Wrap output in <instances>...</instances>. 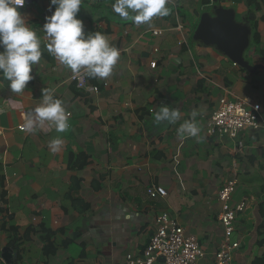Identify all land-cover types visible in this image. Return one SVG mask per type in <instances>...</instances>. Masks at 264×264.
Here are the masks:
<instances>
[{
	"label": "crops",
	"instance_id": "crops-1",
	"mask_svg": "<svg viewBox=\"0 0 264 264\" xmlns=\"http://www.w3.org/2000/svg\"><path fill=\"white\" fill-rule=\"evenodd\" d=\"M115 2L82 0L77 14L86 34H105L120 52L108 78L84 75L95 93L77 89L71 70L47 51L42 28L55 10L50 0H26L20 9L40 38L42 57L24 93H11L0 73V264H125L127 255L142 254L161 213L198 239L204 253L198 264H212L222 241L218 191L233 179L232 204L245 208L234 223L240 247L231 264H252L264 253L257 236L264 221V131L209 137L206 125L228 90L259 104L264 117V69L247 73L192 40L203 0H171L170 14L150 25L121 19ZM221 3L249 25L245 56L264 67V0ZM178 21L191 35L187 44ZM43 88L70 114L64 133L48 123L31 133L19 129L40 105ZM161 106L177 108L180 119L154 126L152 113ZM185 120L200 128L198 138L178 137ZM57 136L63 144L53 153L48 144ZM151 185L167 195L150 198Z\"/></svg>",
	"mask_w": 264,
	"mask_h": 264
},
{
	"label": "clouds",
	"instance_id": "clouds-1",
	"mask_svg": "<svg viewBox=\"0 0 264 264\" xmlns=\"http://www.w3.org/2000/svg\"><path fill=\"white\" fill-rule=\"evenodd\" d=\"M26 0H0V73L8 82L13 94L24 93L28 83L34 79L32 69L39 64L42 51L40 38L36 31L28 26L20 9ZM171 0H116L112 5L114 13L123 20H131L136 25L149 24L154 17H166L170 14L167 5ZM82 0H50L52 14L45 17L42 31L48 41L46 47L62 65L79 76L81 73L93 79H106L113 73L120 57L119 50L109 44L105 34L84 31L83 22L77 18ZM193 117L195 112L192 113ZM180 119L177 108L161 106L152 113L154 126L175 124ZM69 114L63 102L54 96V92L42 89L39 106L26 114L22 130L34 132L48 123L57 133L69 128ZM200 128L194 120H185L177 128V135L184 139L198 138ZM63 140L57 136L49 141L51 152H57Z\"/></svg>",
	"mask_w": 264,
	"mask_h": 264
},
{
	"label": "built area",
	"instance_id": "built-area-1",
	"mask_svg": "<svg viewBox=\"0 0 264 264\" xmlns=\"http://www.w3.org/2000/svg\"><path fill=\"white\" fill-rule=\"evenodd\" d=\"M175 29L181 36V43L187 44V38L191 35L185 25L178 21ZM151 33L158 36L161 30H152ZM155 66L156 62L150 63L152 69ZM71 80L79 90L94 93L98 91L97 87L87 85L82 73L79 76L73 75ZM261 111L259 104L251 103L228 90L212 111L207 121L206 134L209 137L234 139L243 130L264 131V117ZM19 129L22 130V126ZM236 186L235 179L229 180L218 191V200L221 204L218 221L222 230V241L214 253L212 264H231L235 251L240 247L239 240L235 238L234 223L237 214L244 210L245 203L232 204V195ZM146 194L154 199L158 196L165 197L167 191L162 186L151 185L147 188ZM155 224L156 230L142 254L127 255L125 264H198L204 255L198 239L185 233L176 218L167 213H161L155 216Z\"/></svg>",
	"mask_w": 264,
	"mask_h": 264
},
{
	"label": "water",
	"instance_id": "water-1",
	"mask_svg": "<svg viewBox=\"0 0 264 264\" xmlns=\"http://www.w3.org/2000/svg\"><path fill=\"white\" fill-rule=\"evenodd\" d=\"M220 1L211 0V8L201 14L192 34V40L204 47H212L233 64L253 74L262 65L251 64L245 54L251 43V28L236 20L235 11Z\"/></svg>",
	"mask_w": 264,
	"mask_h": 264
},
{
	"label": "trees",
	"instance_id": "trees-1",
	"mask_svg": "<svg viewBox=\"0 0 264 264\" xmlns=\"http://www.w3.org/2000/svg\"><path fill=\"white\" fill-rule=\"evenodd\" d=\"M203 3L206 5V10L205 11H208L210 10L211 7H208L210 4H211V1L210 0H203ZM257 41H258V36L257 34H253V37H252V42L253 44H257ZM259 214L262 218H264V203H261L259 205ZM257 236L258 237H261V241L258 242L259 244H264V224H260L257 228ZM48 236L45 237V239H47ZM252 264H264V253L263 255L260 257V258H255L253 261H252Z\"/></svg>",
	"mask_w": 264,
	"mask_h": 264
},
{
	"label": "rangeland",
	"instance_id": "rangeland-1",
	"mask_svg": "<svg viewBox=\"0 0 264 264\" xmlns=\"http://www.w3.org/2000/svg\"><path fill=\"white\" fill-rule=\"evenodd\" d=\"M263 224H264V221H263Z\"/></svg>",
	"mask_w": 264,
	"mask_h": 264
}]
</instances>
